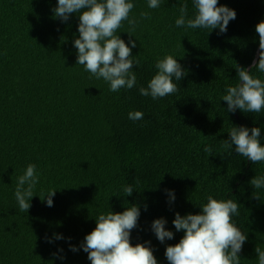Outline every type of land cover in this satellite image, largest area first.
<instances>
[{"label":"trees","instance_id":"1","mask_svg":"<svg viewBox=\"0 0 264 264\" xmlns=\"http://www.w3.org/2000/svg\"><path fill=\"white\" fill-rule=\"evenodd\" d=\"M185 3L191 18V0H164L157 9L134 0L129 16L139 20L130 33L137 39V86L114 93L76 64L77 14L61 22L52 13L56 0H0V264H90L83 251L73 253L65 240L48 243L46 237L63 234L79 247L99 213L122 212L131 204L141 207V215L130 242L150 241L158 264H168L165 247L183 235L171 223L174 213H199L209 195L241 205L234 219L248 239L240 264H258L264 189L249 181L264 175V162L229 155L222 145L233 125L261 127L264 135V116L228 113L221 99L226 86L239 82L236 65L253 66L264 0H218L236 12L224 34L176 27ZM143 12L150 19H141ZM128 29L127 21L118 29L126 43ZM166 55L187 70L177 93L157 100L140 95L138 88L147 87L156 61ZM251 75L264 79L255 68ZM137 110L144 119H128ZM29 164L40 180L31 207L21 212L14 190ZM127 184L136 188L131 196L123 195ZM50 189H56L53 207L42 201ZM165 189L175 191L174 203H166ZM160 217L174 233L163 244L150 230ZM58 249L63 262L53 255Z\"/></svg>","mask_w":264,"mask_h":264},{"label":"clouds","instance_id":"2","mask_svg":"<svg viewBox=\"0 0 264 264\" xmlns=\"http://www.w3.org/2000/svg\"><path fill=\"white\" fill-rule=\"evenodd\" d=\"M164 0H147L149 9H157ZM195 10L188 18V5L182 4L175 26L185 29H205L207 34L218 29V34L227 32L230 21L236 19L235 10L219 5L218 0H191ZM135 7L134 0H56L52 9L53 17L67 22L71 14L78 15V37L72 41L76 49V64L82 65L91 77L103 79L109 85V91L118 93L121 89L130 90L137 86V76L133 65L139 67V61L132 59V49L137 47V39L130 33L136 30L139 20L130 18ZM150 13L140 14L141 19H150ZM123 21L129 25L127 43L118 35ZM258 33V59L250 70L236 65L239 82L225 88L222 101L226 102V112L256 113L264 116V79L251 75L253 68L264 74V20L255 25ZM182 46V45H181ZM156 73L148 81L147 87H139L138 92L153 100L177 93L178 82L187 75V70L172 55H166L155 63ZM128 119H144L141 111H130ZM222 147L247 158L253 164L264 162V135L261 127L235 126L227 132ZM212 155V147L204 149ZM40 176L35 164L27 165L23 174L17 177L14 196L19 210L27 212L33 190ZM249 183L254 189H264V175L253 177ZM132 184L123 186V195L131 196ZM136 189V188H135ZM166 203L175 202V191L164 190ZM56 189L48 190L42 198L47 207H53ZM240 204L232 199H215L209 195L207 202L199 205V213L181 215L174 213L171 221L176 232H183L178 243L165 247L164 256L168 264H240L243 245L248 239L247 233L237 227L235 217L240 215ZM147 211V204L143 206ZM141 207L137 204L126 206L122 212L99 213L95 218V228L83 238L79 247L70 243V237L54 233L46 237L48 243L65 240L69 251H83L90 264H158L150 241L130 242L131 231L138 227ZM163 217L152 220L150 230L155 238L164 243L174 238L173 231L166 228ZM258 264H264V249H254ZM63 249L53 255L61 262L65 259Z\"/></svg>","mask_w":264,"mask_h":264},{"label":"water","instance_id":"3","mask_svg":"<svg viewBox=\"0 0 264 264\" xmlns=\"http://www.w3.org/2000/svg\"><path fill=\"white\" fill-rule=\"evenodd\" d=\"M258 51H259V48H258V50H257V52H256V55H255V58H254V60H253V63H252V65H254V63L257 61V59H258ZM250 68V67H249ZM248 68V69H249Z\"/></svg>","mask_w":264,"mask_h":264}]
</instances>
